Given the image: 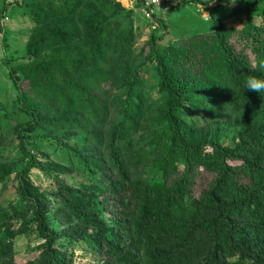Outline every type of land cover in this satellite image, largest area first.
<instances>
[{"label": "trees", "instance_id": "16d2710c", "mask_svg": "<svg viewBox=\"0 0 264 264\" xmlns=\"http://www.w3.org/2000/svg\"><path fill=\"white\" fill-rule=\"evenodd\" d=\"M1 1L0 18L24 6L32 23L26 62L7 63V78L19 92L27 81L34 100L18 95L22 162L16 205L0 217V264H15L12 242L30 231L43 244L26 264H71L80 243L98 264H264V91L245 89L264 79V0H239L227 18L212 10L209 32L165 47L166 24L148 13L158 27L140 65L155 73V113L132 61L134 29L119 19L132 11L113 0ZM42 128L71 131L54 137L65 163L28 149ZM33 170L52 193L33 186Z\"/></svg>", "mask_w": 264, "mask_h": 264}, {"label": "rangeland", "instance_id": "374dc122", "mask_svg": "<svg viewBox=\"0 0 264 264\" xmlns=\"http://www.w3.org/2000/svg\"><path fill=\"white\" fill-rule=\"evenodd\" d=\"M39 1L18 0L19 3L17 4L21 6L23 4L35 5ZM113 1L120 4L124 9L132 11L130 21L122 18L119 19L123 28L132 26L134 29L135 44L132 61L134 65H138L141 68L142 84L140 93L144 96L145 104H151V112L155 113L158 108V112L162 109L158 102L159 94L155 73L151 68L140 65L143 63L141 58L142 47L149 39L151 32L158 27L152 22L148 13L157 16L165 22V37L159 42L161 47H165L168 44L176 45L178 41L194 35L209 32L212 28L210 11L223 9L224 15L222 11L219 13V16L228 17V15H231L229 11L237 7L239 0H160L159 7L147 6L140 0ZM1 7L2 1L0 0ZM23 8L24 6L15 9L16 14L13 16L14 19H12L16 23L14 27L15 31L7 32L5 28L0 30V135L3 138L2 145L0 146V171L5 169L12 171L8 180L0 181V217L2 213L10 211L11 207L16 205L17 199V183L13 179L20 171L22 160L13 131L14 127L25 121L23 113L20 112L21 104L18 102V95L22 92L23 94H27L24 95L28 99L34 100L27 81L19 83V92L7 78V63L11 67L12 65H23L26 62V46L31 34L32 23L27 16L26 8L25 10ZM23 12L25 14H21ZM233 21V19H228L225 20V23L232 25ZM70 132V130H58L49 133L48 129L42 128L37 132L31 133L30 139L26 140V145L28 149L34 151L38 160L43 164L53 162L63 164L67 161V157L62 148H56L54 137L69 134ZM233 136V132L229 133L228 138L226 140L223 139L222 143L231 145ZM66 177L65 179L68 184H75L72 182L75 180L73 179L74 176L68 175ZM76 179L79 180V177ZM30 180L33 186L41 192L52 193L54 190L52 179L37 170L31 172ZM210 180L211 178L208 175H204L197 180L193 189L194 196H198L200 191L207 187ZM42 244L43 241L33 231L17 236L12 242V258L14 263L26 264L36 261ZM67 253L71 264H98L89 247L83 243L76 245L74 249H69Z\"/></svg>", "mask_w": 264, "mask_h": 264}, {"label": "clouds", "instance_id": "9594fccd", "mask_svg": "<svg viewBox=\"0 0 264 264\" xmlns=\"http://www.w3.org/2000/svg\"><path fill=\"white\" fill-rule=\"evenodd\" d=\"M262 67H264V65H262ZM245 89L256 93L264 91V79L256 77L249 78L245 83Z\"/></svg>", "mask_w": 264, "mask_h": 264}, {"label": "built area", "instance_id": "2783aa9c", "mask_svg": "<svg viewBox=\"0 0 264 264\" xmlns=\"http://www.w3.org/2000/svg\"><path fill=\"white\" fill-rule=\"evenodd\" d=\"M140 1L145 3L147 6H151V7H159L160 5V0H140ZM8 21L9 18L6 16L0 18V28H3Z\"/></svg>", "mask_w": 264, "mask_h": 264}, {"label": "crops", "instance_id": "0c3cea01", "mask_svg": "<svg viewBox=\"0 0 264 264\" xmlns=\"http://www.w3.org/2000/svg\"><path fill=\"white\" fill-rule=\"evenodd\" d=\"M14 1L16 0H6V3H13ZM6 17L9 18V21L5 24V26L3 28H5L4 30L7 31V32H13L15 31L16 29L14 28L16 26V23H15V20H12L14 19V17H10V16H7V14L5 15ZM11 18V19H10ZM2 28H0L1 30Z\"/></svg>", "mask_w": 264, "mask_h": 264}]
</instances>
